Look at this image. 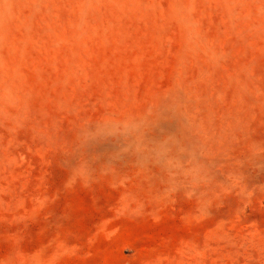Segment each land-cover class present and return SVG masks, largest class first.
Returning a JSON list of instances; mask_svg holds the SVG:
<instances>
[{
	"label": "rangeland",
	"instance_id": "rangeland-1",
	"mask_svg": "<svg viewBox=\"0 0 264 264\" xmlns=\"http://www.w3.org/2000/svg\"><path fill=\"white\" fill-rule=\"evenodd\" d=\"M0 264H264V0H0Z\"/></svg>",
	"mask_w": 264,
	"mask_h": 264
}]
</instances>
